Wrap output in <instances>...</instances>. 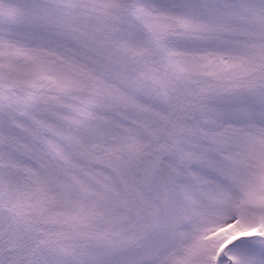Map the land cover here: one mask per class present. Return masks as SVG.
Instances as JSON below:
<instances>
[{"label": "snow or ice", "instance_id": "obj_1", "mask_svg": "<svg viewBox=\"0 0 264 264\" xmlns=\"http://www.w3.org/2000/svg\"><path fill=\"white\" fill-rule=\"evenodd\" d=\"M0 264H264V0H0Z\"/></svg>", "mask_w": 264, "mask_h": 264}]
</instances>
